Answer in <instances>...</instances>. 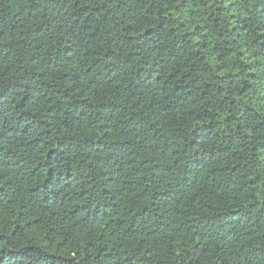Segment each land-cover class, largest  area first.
Instances as JSON below:
<instances>
[{
  "label": "trees",
  "instance_id": "1",
  "mask_svg": "<svg viewBox=\"0 0 264 264\" xmlns=\"http://www.w3.org/2000/svg\"><path fill=\"white\" fill-rule=\"evenodd\" d=\"M0 264H264V0H0Z\"/></svg>",
  "mask_w": 264,
  "mask_h": 264
}]
</instances>
